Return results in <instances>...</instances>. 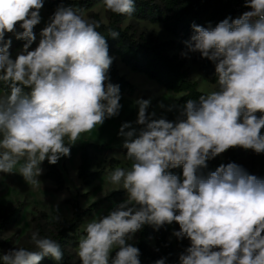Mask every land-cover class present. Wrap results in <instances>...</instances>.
Masks as SVG:
<instances>
[{"label":"clouds","instance_id":"obj_1","mask_svg":"<svg viewBox=\"0 0 264 264\" xmlns=\"http://www.w3.org/2000/svg\"><path fill=\"white\" fill-rule=\"evenodd\" d=\"M106 11L132 16L136 0H102ZM44 0H0V173H18L40 182L42 163L70 157L85 133L119 115L120 86L109 82L113 57L100 21L61 4L40 32ZM238 18L215 27L192 24L181 55L199 53L215 66V88L158 107L175 110V119L149 112L151 99H137L134 122L119 136L129 165L115 167L108 182L126 199L107 215L93 217L79 236V264H141L131 241L146 225L158 231L178 225L172 236L187 239L179 264H264V179L234 162L206 171L207 161L229 149L264 154V0H244ZM12 34L26 43L13 58ZM118 39L111 28L108 35ZM27 89V91H26ZM182 167V175L169 170ZM52 220L59 223L58 214ZM32 248L0 255V264H40L64 260L60 243L39 231ZM114 253V255H113ZM155 264H165L159 259Z\"/></svg>","mask_w":264,"mask_h":264},{"label":"trees","instance_id":"obj_2","mask_svg":"<svg viewBox=\"0 0 264 264\" xmlns=\"http://www.w3.org/2000/svg\"><path fill=\"white\" fill-rule=\"evenodd\" d=\"M97 3H102V0H44V7L51 10L53 15L55 9L61 4L72 6L83 12L89 11V18L100 21L99 31L106 35L109 54L113 57V63L108 73L109 82L118 84L121 94L133 95L137 87L125 75L121 74L118 60L131 70L147 75L166 90L182 94L179 99L180 104H184L189 99H198L199 95L205 92L198 88V82L192 78L186 63L179 55L172 54L171 51L186 49L184 41H187L193 34L192 24L205 28L215 27L227 17L235 19L244 13L242 10H238L233 2L224 0H136V11L132 16L116 15L107 11L108 22L105 23L99 13L91 10ZM126 19H130L131 23L123 27ZM138 21L162 23L172 38L158 41L146 31H139ZM109 28L120 33L118 39L107 36ZM33 31L34 34L37 32V25ZM5 39L11 40L10 53L16 48L23 47L26 43L24 40L16 39L12 34H7ZM33 46L34 42L30 47ZM194 63L205 77L215 84L214 64L206 58H202L199 53L194 57ZM0 90L8 91L7 86L3 84H0ZM262 134H264V129H262ZM109 150L106 145L96 143H87L81 147L78 173L83 186L90 185L105 174L106 168L99 164L98 159ZM241 158V148L229 149L220 156L207 161L206 171H214L221 164L226 165L230 162L242 166ZM111 162H115V159H112ZM44 165L47 168L45 177L55 182L57 192H62L66 188V183L58 163L52 165L46 160ZM169 171L178 176L182 175V167ZM247 172L264 179V170H258L253 166ZM124 196H126L124 190H117L105 200L114 201ZM66 202L72 206V217L59 223L55 230L49 234L44 227H39V233L41 236H50L60 243L64 252V260L61 264H73L75 249L81 234L80 227L86 217L94 216L102 201L95 202L85 208L77 200L67 199ZM21 212L22 207L20 205L9 214L4 215L5 223L12 221L14 215L20 216ZM39 219H43L47 223V213L41 212L40 218H32L35 224ZM169 235L170 228L168 225L158 231L154 230L152 226L146 225L142 231L136 234L130 243L139 248L141 264H155L157 260L162 258L165 260V264H179L178 255L189 246V241L176 239V242L173 243L169 240ZM5 246L6 243L0 242V255L3 254L1 250ZM40 264H56V261L50 257H45Z\"/></svg>","mask_w":264,"mask_h":264},{"label":"rangeland","instance_id":"obj_3","mask_svg":"<svg viewBox=\"0 0 264 264\" xmlns=\"http://www.w3.org/2000/svg\"><path fill=\"white\" fill-rule=\"evenodd\" d=\"M57 9V8H56ZM55 9V10H56ZM100 14L102 20L108 22V12L103 7V4L96 5L91 9ZM86 18H89V11L83 12ZM41 22L37 25L36 40L34 46L29 50H34L39 43L40 32L46 26L49 18L52 16V11L43 6L40 10ZM131 23L130 19H126L123 27ZM139 31H146L158 41H165L172 38V35L164 28L162 23H150L148 21H138ZM23 47L16 48L11 54L15 58L16 54ZM186 49H176L171 51L172 54H177L186 63L188 70L194 80L198 82V88L203 92H210L215 88V84L211 83L209 78L198 69L194 63V57L197 53H189L187 57L181 53ZM118 67L121 74L133 83L137 90L133 95L121 94L122 108L118 116L108 118L102 126H97L91 132L81 136V140L71 148L70 157L61 158L58 165L65 177L66 188L62 192L56 191L55 182L45 177L47 168L44 161L41 165L43 171L38 177L40 182L37 184H28L23 177L18 173L4 174L0 173V242L6 243V246L1 250L2 253H7L9 250L17 247L32 248L29 242L30 233L39 231V227H44L48 234L55 230L56 226L64 220H69L73 215L71 204L67 203V199L77 200L82 207H88L95 202L102 201L100 207L95 211L94 216L86 217L80 227L81 234L83 233L84 224L93 217L107 215L117 204L123 202L126 196L120 197L117 200H105L113 192L117 191L118 186L108 182V173L115 167H126L129 161L124 157L126 149L122 147V137L119 136V130L123 123L134 122L137 117L138 109L135 105L137 99H151L152 103L149 112L156 111L157 116L164 114L169 120L175 119L176 111L166 112L158 107L160 102L165 105L180 104L179 99L182 94L166 90L147 75L131 70L118 60ZM4 91L0 90V95ZM87 143H96L106 145L110 150L105 155L100 156L98 162L106 168L105 174L93 181L88 186H83L82 180L79 177L78 167L80 165L81 147ZM242 158L241 165L248 170L251 167H256L258 170H264V154H256L252 150H244L241 148ZM115 159V162H111ZM122 190V189H119ZM22 207L20 216L14 215L12 221L5 223L4 215L18 207ZM56 208L59 210V215L62 221L57 223L52 220L54 215H57ZM41 212H46L48 215L47 223L43 219H39L37 224L32 220L33 217H39ZM39 225V226H38ZM38 226V227H37ZM170 228L169 240L173 243L176 238L172 236L173 229L178 230V225H168ZM80 234V235H81ZM77 248L75 249V258L73 264H79L77 256ZM114 255V253H113Z\"/></svg>","mask_w":264,"mask_h":264},{"label":"built area","instance_id":"obj_4","mask_svg":"<svg viewBox=\"0 0 264 264\" xmlns=\"http://www.w3.org/2000/svg\"><path fill=\"white\" fill-rule=\"evenodd\" d=\"M224 1H231L235 4L238 10H242L243 12L249 11L250 9L244 6V0H224Z\"/></svg>","mask_w":264,"mask_h":264},{"label":"crops","instance_id":"obj_5","mask_svg":"<svg viewBox=\"0 0 264 264\" xmlns=\"http://www.w3.org/2000/svg\"><path fill=\"white\" fill-rule=\"evenodd\" d=\"M99 4H102V3H97V4H95V5L93 6V8H94L96 5H99Z\"/></svg>","mask_w":264,"mask_h":264}]
</instances>
